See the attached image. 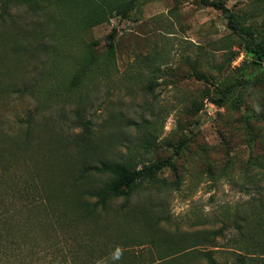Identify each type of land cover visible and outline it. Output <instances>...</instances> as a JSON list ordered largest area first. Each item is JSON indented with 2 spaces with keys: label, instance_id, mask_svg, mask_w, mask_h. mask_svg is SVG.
Instances as JSON below:
<instances>
[{
  "label": "rangeland",
  "instance_id": "obj_1",
  "mask_svg": "<svg viewBox=\"0 0 264 264\" xmlns=\"http://www.w3.org/2000/svg\"><path fill=\"white\" fill-rule=\"evenodd\" d=\"M210 1L230 17L200 0H0V149L31 214L77 223L101 163L160 166L85 213L108 264H264V0ZM58 224L38 247L65 242Z\"/></svg>",
  "mask_w": 264,
  "mask_h": 264
},
{
  "label": "trees",
  "instance_id": "obj_2",
  "mask_svg": "<svg viewBox=\"0 0 264 264\" xmlns=\"http://www.w3.org/2000/svg\"><path fill=\"white\" fill-rule=\"evenodd\" d=\"M200 2L206 7L221 11L227 18L230 17V10L223 2L210 0H200ZM124 11L125 8L120 7L119 15H123ZM109 37L111 40L108 43V50L110 54H113V34ZM4 152L5 149H0V264H108L112 258L116 257L117 249L113 248H101L95 255L90 254V250L98 243L91 239L94 237L91 233L89 235L81 231L80 224L85 223V213H88L81 207L78 210L77 223H70L73 221L68 219L69 222L64 225L66 219L63 218V224H58L59 221H62L60 215H51L53 221L51 222V217L47 218L50 215L48 212L49 215L46 213L45 218L49 219V222L45 221L46 219H37L33 216L31 212L35 204L32 202L34 198L23 197L25 193L29 192L28 186H25L21 181L15 165L8 158L3 157ZM159 169V165H150L137 170L123 163L112 165L101 163L98 171L106 173L110 179L103 186L94 187L91 192H87V196L93 199L91 215L99 216L100 213L107 210L111 202L120 198L128 201L144 182H153L157 179ZM43 200L40 202L46 204L47 202ZM263 207L264 204L261 203L259 210H262ZM59 208L57 207L58 210ZM250 209L253 210L252 205H250ZM55 221L59 227L60 225L63 227L59 231L60 237L64 238L65 242L52 244L49 249L38 247L39 244H36L34 240L35 233L41 232L47 239L54 237L51 233L55 232ZM214 239L211 240L212 242H208V246L213 249L217 247L213 242ZM63 243L69 244V254L67 253V255L62 254ZM249 251L247 250V252ZM42 253L45 255L40 256ZM56 253H59L63 259H57ZM50 254L53 255L50 256ZM195 254L197 258L204 261V264H219L211 251L197 250ZM247 258L255 261L248 253L244 255L235 253L233 264H245Z\"/></svg>",
  "mask_w": 264,
  "mask_h": 264
}]
</instances>
